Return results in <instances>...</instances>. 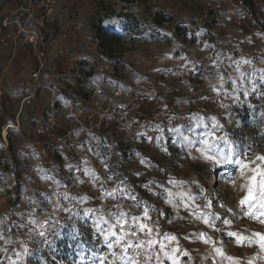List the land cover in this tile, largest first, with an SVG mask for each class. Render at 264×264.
I'll return each instance as SVG.
<instances>
[{
	"label": "rangeland",
	"instance_id": "obj_1",
	"mask_svg": "<svg viewBox=\"0 0 264 264\" xmlns=\"http://www.w3.org/2000/svg\"><path fill=\"white\" fill-rule=\"evenodd\" d=\"M126 1L134 4L128 13L98 0L59 1L47 37L71 41L78 35L100 59L47 63L30 103L24 100L34 94V82L23 70L17 67L7 78L0 94L5 123L0 132V264H100L96 258L104 256L112 264L111 253L119 248L104 243L97 221L103 216L115 224L120 211L126 217L123 228L113 229L117 235L135 231L128 237L134 244L157 239L150 264H173L160 243L169 253L179 249L177 264H264L255 235H264V208L255 201L251 209L239 205L247 194L246 179L235 163L243 160L253 168L264 163L256 160L264 156V0H249V5L238 0L233 13L225 8L216 13L203 7L205 0H194L196 12L178 7L181 14L165 10L179 0ZM115 16L125 20L104 27ZM163 45L170 46L165 51L173 59H152L163 58ZM116 89L123 99L135 90L142 114L160 115L157 129L146 131L148 143L135 141L123 126L116 138L108 137L109 128L81 136L79 155L72 148L41 156L47 141L65 135L72 122L70 105L95 108L101 96ZM181 114L178 125L168 123ZM19 152L29 158V168L18 176L13 158ZM221 153L230 154L232 163L206 159H219ZM81 155L104 167L81 176ZM59 209L70 213L65 226H57ZM138 223L148 225L152 237ZM99 227L107 230L108 225ZM238 236L244 239L238 242ZM138 251L147 249H131L129 256ZM137 259L144 264L143 256Z\"/></svg>",
	"mask_w": 264,
	"mask_h": 264
},
{
	"label": "built area",
	"instance_id": "obj_2",
	"mask_svg": "<svg viewBox=\"0 0 264 264\" xmlns=\"http://www.w3.org/2000/svg\"><path fill=\"white\" fill-rule=\"evenodd\" d=\"M59 1L62 0H0V94L6 89L9 71L20 49H27L35 62L34 66L25 67L23 70V74L34 82V94L24 100L28 103L40 90L38 81L47 68L48 60L66 54L65 49L58 47L49 49L53 40L47 37L51 13ZM98 1L105 4L113 3L111 6L113 10L117 13H125L122 8L124 0ZM204 5L216 13L224 9V2L217 0H205ZM114 20L121 23L125 18L123 16L108 18L103 25ZM123 98L122 90L116 89L112 94L101 96L98 103H102H97L95 108L82 109L79 104L70 105L72 122L68 125L65 135L58 141L54 139L47 141L42 147L41 156L48 158L56 156L58 152L66 154L72 148L75 154L79 155L78 147L81 143V136L109 128L112 131L106 132L109 134L108 137L116 138L123 126L133 132L131 138L135 141L145 140L144 142L148 143L149 139L145 136L146 131L157 129L160 115L142 114L140 95L135 90L130 91L125 99ZM124 100L127 102L126 108ZM56 102L57 100L53 104L55 105ZM173 109L174 107H170L167 113H171ZM78 131L81 133L80 136H76ZM79 158L84 160L79 166V172L83 177H86L90 171L99 172L104 167V162L96 159L82 155ZM59 196L63 197V193Z\"/></svg>",
	"mask_w": 264,
	"mask_h": 264
},
{
	"label": "snow or ice",
	"instance_id": "obj_3",
	"mask_svg": "<svg viewBox=\"0 0 264 264\" xmlns=\"http://www.w3.org/2000/svg\"><path fill=\"white\" fill-rule=\"evenodd\" d=\"M224 139V138H220ZM206 159L213 161L214 163H232V160L230 159V154L226 155L221 153L219 159H214L212 156H207ZM257 161L264 162V156H257ZM141 163H145L143 159H141ZM237 165H239L241 176L246 179V183L242 186L244 189H246L247 194L239 200V205L244 206L247 205L249 209L252 208V202L255 201L259 204L261 208H264V163L260 167H250L248 163H245L243 160H237L235 161ZM250 173V175H249ZM259 177V179H257ZM171 195V193H169ZM86 199V198H84ZM171 203V200L169 201ZM138 206V205H137ZM125 217L126 213L123 211L119 212V215L115 218V224H110L108 219H105L103 216L100 217V220L97 221V230L100 231L103 235L104 243L108 245L109 248H119V252L112 251L111 256L113 257L112 264H117V261H119V264H140V260L137 259L138 256H143L144 264H150V261L154 258L149 253L154 249V247L157 245L158 241L155 237H152V229L148 227V225L144 223H138V228L142 232H146L149 237H152L145 240H138L135 244L131 239H129V236H135L136 232L132 231L129 232L125 230L122 234L117 235V232L113 229L119 226L120 228L124 227L125 223ZM144 217L148 218V211H144ZM134 220H138V218L134 217ZM107 224L108 228L107 230L102 229L99 227L100 223ZM204 222L207 224L209 223L208 219L205 218ZM31 224H36L37 222L35 220L30 221ZM224 223H228V221H224ZM40 227H43V223H41ZM41 237L45 235L43 231H40L38 233ZM232 235H237L236 233H232ZM259 236L260 239V248L262 251H264V235H261L259 233L255 234ZM115 237V244L110 242V238ZM166 239L169 241H176L175 236H166ZM238 242L243 240L244 237L238 236L237 237ZM205 243H208L207 240H205ZM160 251L163 252L164 256L170 260L173 261V264H177L175 253L179 250L178 248H173L172 252L169 253L166 250V247L163 243H160L159 245ZM131 249H147V251L143 252H137L135 256H129V250ZM28 249L25 246L24 247V253H27ZM216 252H218L220 255H224L223 251L221 249H215ZM17 255H20L17 253ZM187 255V253H185ZM157 261L159 262V257H155ZM100 261V264H106V261L108 260L107 256L104 257H97ZM228 259H232L231 257H228Z\"/></svg>",
	"mask_w": 264,
	"mask_h": 264
},
{
	"label": "crops",
	"instance_id": "obj_4",
	"mask_svg": "<svg viewBox=\"0 0 264 264\" xmlns=\"http://www.w3.org/2000/svg\"><path fill=\"white\" fill-rule=\"evenodd\" d=\"M81 1H82V3H86L85 2L86 0H81ZM223 1H224V8L228 12L230 11V13H233L234 11H236V5H238V0H223ZM177 5L171 6V5L167 4V5H165V10H167V12H169L171 14V12H173V13L179 12V11H177V8L179 7V10L180 9L182 10V8H184V9L188 10L187 11L188 13H191L193 11L196 12V9H197L199 4L197 2H194V0H179V4H177ZM132 6H134L133 2H127L126 0H124V7H122V8L124 9L125 13H128L129 11H132ZM203 7L206 8L204 4H203ZM230 8H232V10H230ZM179 13L181 14V12H179ZM173 16H175V15H173ZM175 19L176 18H174V20ZM162 26H160V27H162ZM117 31L122 32L123 27L122 28L120 27V29H118ZM151 45H153V43ZM153 46H155V48H156L157 44H155ZM159 46H162V44H160ZM159 46H158V48H159ZM163 46H164V48H162L164 50V51H162L163 58H161V57L159 58V56H158L157 58H152V59H173V53L170 52L169 50L165 51L166 50L165 47L170 48V46H165V45H163ZM52 47H58L59 49H65L66 54L61 55L57 58L48 60L49 64L59 65L63 59H100V57L98 55H96L97 52L96 53L92 52L91 48L89 49L88 46H86L83 41L82 42L80 41V38L78 35H77V37H74L73 39H71V41L63 39V38L62 39H54L50 43L49 49H51ZM124 59H125V57H124ZM126 59H127V57H126ZM145 59H150V57L148 56ZM14 60L15 61L13 63V68L11 66V69L9 71V77H11L12 72H15V70H17V67H19V71L21 72V70H24L25 67H28V66L32 67L35 65L33 57L31 55H29L28 50L24 49V48L20 49L18 51V54L14 58Z\"/></svg>",
	"mask_w": 264,
	"mask_h": 264
},
{
	"label": "trees",
	"instance_id": "obj_5",
	"mask_svg": "<svg viewBox=\"0 0 264 264\" xmlns=\"http://www.w3.org/2000/svg\"><path fill=\"white\" fill-rule=\"evenodd\" d=\"M244 4H250L249 0H243ZM165 22V21H163ZM160 25L162 24V22H158ZM96 40H98V46L100 49H102L103 47H105V43H103L104 41H100V37H101V29L96 28ZM105 37H108L107 34H105ZM109 47V46H108ZM111 48V45H110ZM175 113V112H174ZM180 116H184L183 114L181 115H177L174 116L173 119L168 120V123L170 122L173 125H178L180 122ZM4 120L2 119L0 121V132L2 131V128L4 127ZM13 162L15 164V168H16V172L19 176V172H21L23 169L24 170H28L29 168V158L25 155L22 154L21 152L16 153V155L13 158ZM56 222H57V226H65L70 222V213L69 212H63L61 211V209H59V211H57L56 216H55Z\"/></svg>",
	"mask_w": 264,
	"mask_h": 264
},
{
	"label": "bare ground",
	"instance_id": "obj_6",
	"mask_svg": "<svg viewBox=\"0 0 264 264\" xmlns=\"http://www.w3.org/2000/svg\"><path fill=\"white\" fill-rule=\"evenodd\" d=\"M117 23V20H114V21H108L107 23H105V27H107V28H111V27H113L114 26V24H116ZM7 135H8V130H6L5 132H4V136L5 137H7Z\"/></svg>",
	"mask_w": 264,
	"mask_h": 264
}]
</instances>
